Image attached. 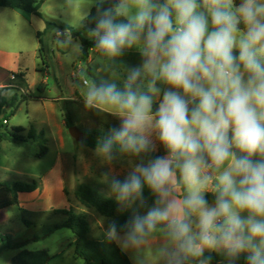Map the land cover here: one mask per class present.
Returning <instances> with one entry per match:
<instances>
[{"label": "clouds", "instance_id": "9594fccd", "mask_svg": "<svg viewBox=\"0 0 264 264\" xmlns=\"http://www.w3.org/2000/svg\"><path fill=\"white\" fill-rule=\"evenodd\" d=\"M92 34L110 57L143 39L142 64L130 70L123 91L102 83L86 95L88 106L121 119L102 152L110 153L114 142L146 150L152 130L168 152L112 182L120 201L140 197L145 186L157 196L146 214L125 224L127 240L139 244L163 225L174 245L168 264L205 249L248 253L247 264H264V2L120 0ZM142 76L149 94L132 90ZM157 82L168 88L153 112ZM181 185L184 197L177 195ZM210 186L214 205L205 198ZM115 236L113 224L109 237Z\"/></svg>", "mask_w": 264, "mask_h": 264}, {"label": "rangeland", "instance_id": "374dc122", "mask_svg": "<svg viewBox=\"0 0 264 264\" xmlns=\"http://www.w3.org/2000/svg\"><path fill=\"white\" fill-rule=\"evenodd\" d=\"M103 1L106 0H42L40 13L44 20L52 22L48 34L43 38L50 56L48 69L41 64L36 39V32L44 29V21L31 14H20L0 7V87H9L5 97L9 100L15 93L10 87V83L15 81L11 73L26 72L31 91L47 99L21 104L9 120L8 127L25 129L21 134L23 136H26L30 126L36 130H44L48 148L46 155L38 158L39 149L36 144L0 143V181L36 180L39 183L38 190L19 195L18 206L0 211V236L25 240L27 243L24 249L28 251H47L53 257L49 264H82L74 255L72 233L67 229L50 232L54 225L63 221V216L56 213V210L85 212L89 217L91 238L96 239L110 231L109 220L83 208L75 200V185L92 183L100 191L110 195L108 184H112L113 180L123 181L137 165H147L149 162L86 148L75 142L64 126L59 101L64 98L73 99L77 95L86 99L88 91L93 87L86 77V67L101 81L112 84L127 79L130 70L140 66L143 61V39L115 57H110L97 48L88 50L86 62L80 59L79 42L71 38L67 29H80L90 9ZM116 1L120 3V0ZM154 2L163 3L164 0ZM94 37L92 32L85 36L88 40ZM44 72L48 79V86L45 87L40 86ZM144 78L142 76L135 83H142ZM38 87L40 89L36 91ZM167 88L166 85L159 96L153 97V106H158L162 93ZM102 110L110 113L121 124L120 117L112 111ZM148 139L150 143L146 151L155 157L168 155L154 130L150 132ZM209 192H213L211 186L205 193ZM177 195L182 197L181 189ZM186 195L184 189V196ZM22 219L29 221L31 226L26 227ZM163 228L160 225L155 231L147 233L136 245L127 240V234L116 233L113 239L132 264H168L166 251H171L174 245ZM193 230L196 231L195 225ZM34 237L40 239L34 240ZM18 251L0 250V264H10L9 260ZM211 251L213 250L205 249L204 253ZM182 262L199 264L194 257H182Z\"/></svg>", "mask_w": 264, "mask_h": 264}, {"label": "trees", "instance_id": "16d2710c", "mask_svg": "<svg viewBox=\"0 0 264 264\" xmlns=\"http://www.w3.org/2000/svg\"><path fill=\"white\" fill-rule=\"evenodd\" d=\"M238 6L241 0H234ZM42 0H0V7L11 9L20 14H31L44 21V29L36 32L38 42V55L43 68L48 69V60L50 56L47 53V45L44 37L48 34L52 22L43 19L40 13ZM118 5L116 0H106L95 4L84 19L83 26L78 29H67L71 38L77 40L80 45V59L86 62L87 52L90 49H97V37L88 40L85 36L96 29L97 22L102 17L106 9H112L115 13V8ZM203 10V9H202ZM116 22H127L123 16H117ZM243 29V25H239ZM127 48V47H126ZM236 52V50H234ZM238 54V52H237ZM85 74L92 86H100L102 83L97 75L86 67ZM14 82H11L10 87L15 90L14 95L8 100L5 97L9 87H0V143H33L36 144L39 153L38 158L46 155L47 138L44 130H36L30 126L26 136L21 135L25 129L21 127L9 128L8 123L11 117L15 115L21 104H28L34 101L47 100L45 97L31 91L27 79L26 72L11 73ZM127 79L113 82L116 88L120 91L125 89ZM149 78L145 76L142 83H134L132 90L136 92L148 93ZM157 87L161 90L166 85L157 82ZM40 87L36 89L39 91ZM64 126L66 129L77 127L83 133V140L80 145L91 150H101L104 142L112 135V130L120 127L114 117L97 107H90L86 104V99L77 95L73 99H61L59 101ZM158 106H153L155 112ZM111 154L117 157H134L141 158L146 161L155 159L156 157L146 150L135 153L130 150H125L118 142H114L110 151ZM240 155V153H237ZM253 159L259 160L261 157L256 156ZM177 179L179 180V170H176ZM39 188V183L36 180L30 181H0V211L9 207L19 205L18 195L32 193ZM110 195L99 190L92 183H79L75 185L73 196L80 206L87 210H92L98 216L110 221V228L114 224L116 233L125 235L129 229L125 224L134 214L144 215L154 206L157 196L146 186L142 190V195L137 198H132L126 201L117 199V193L113 191L112 184L107 185ZM182 197L184 196V187L180 186ZM213 192L205 193V198L209 204H214ZM126 204V206L124 205ZM22 212H25L21 209ZM56 213L63 216V221L54 225L50 232L59 229H67L74 236L73 250L76 258L82 261V264H132L128 256L118 247L113 238L108 234L103 233L100 237L94 239L90 237V223L88 215L83 211L73 209H60ZM22 223L29 227L31 223L26 219H22ZM160 225H157L159 227ZM40 237H34L38 240ZM25 240H13L9 236H0V250H19L11 259V264H49L53 257L47 251H28L24 249ZM247 255L241 253L236 257L229 256L226 251L213 250L204 253L203 256L194 257L199 264H247ZM182 264H188L182 262Z\"/></svg>", "mask_w": 264, "mask_h": 264}, {"label": "water", "instance_id": "95a60500", "mask_svg": "<svg viewBox=\"0 0 264 264\" xmlns=\"http://www.w3.org/2000/svg\"><path fill=\"white\" fill-rule=\"evenodd\" d=\"M68 134L74 139L75 142L77 143H81L83 140V133L75 126L70 127L67 129ZM213 194V201L215 203V194L214 192Z\"/></svg>", "mask_w": 264, "mask_h": 264}, {"label": "crops", "instance_id": "0c3cea01", "mask_svg": "<svg viewBox=\"0 0 264 264\" xmlns=\"http://www.w3.org/2000/svg\"><path fill=\"white\" fill-rule=\"evenodd\" d=\"M87 16V15H86ZM85 19V18H84ZM42 31V30H41ZM38 32V31H37ZM47 73L46 72H44V75H42L44 78H43V80H42V82H41V84H40V86H43V87H45V86H48V83H47V81H48V79H47ZM64 99H66V98H64ZM71 99V98H70ZM24 194V193H23ZM19 195H22V194H19ZM19 195H18V197H19ZM2 211V210H1ZM106 234H108L109 235V232H107ZM120 235V234H119ZM216 251H221L222 252V249H217ZM243 254H245V255H248V253H243ZM10 261V264H11V259L9 260ZM221 264V263H220ZM223 264V263H222ZM229 264V263H228Z\"/></svg>", "mask_w": 264, "mask_h": 264}]
</instances>
